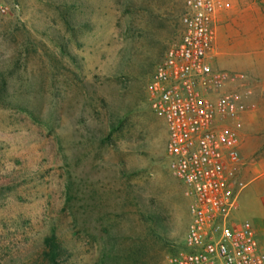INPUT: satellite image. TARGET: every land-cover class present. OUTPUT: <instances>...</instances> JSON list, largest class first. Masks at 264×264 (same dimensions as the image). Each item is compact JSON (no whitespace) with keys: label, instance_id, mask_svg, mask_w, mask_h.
<instances>
[{"label":"rangeland","instance_id":"374dc122","mask_svg":"<svg viewBox=\"0 0 264 264\" xmlns=\"http://www.w3.org/2000/svg\"><path fill=\"white\" fill-rule=\"evenodd\" d=\"M216 3L212 66L250 77L264 104V0ZM0 4V264H47L52 232L60 264H167L190 198L167 168L146 86L179 40L184 1ZM254 27L258 47L239 43ZM247 191L234 218L254 229L264 185ZM256 241L264 253V231Z\"/></svg>","mask_w":264,"mask_h":264},{"label":"built area","instance_id":"2783aa9c","mask_svg":"<svg viewBox=\"0 0 264 264\" xmlns=\"http://www.w3.org/2000/svg\"><path fill=\"white\" fill-rule=\"evenodd\" d=\"M183 1L179 40L146 86L149 108L165 122L167 168L190 198L183 248L167 264H264L251 226L234 218L244 186L236 177L240 106L227 86L241 75L210 61L216 0Z\"/></svg>","mask_w":264,"mask_h":264},{"label":"crops","instance_id":"0c3cea01","mask_svg":"<svg viewBox=\"0 0 264 264\" xmlns=\"http://www.w3.org/2000/svg\"><path fill=\"white\" fill-rule=\"evenodd\" d=\"M218 10V12H221L223 10L222 6L219 7ZM258 29L260 28L254 27L252 29V34H250V39L243 41L240 40L239 43H245L246 46L253 43L250 47H258L257 43H259V40H262V38H260L257 33L263 31H258ZM260 48H262V53L260 55L259 63L264 64V46H261ZM233 63L231 64L235 68ZM226 70L236 73L237 75H241L240 78H237L234 82L227 86V90H233L239 95L240 106L238 117V135L241 162L237 168L236 177L244 183V186L240 189L237 195V206L234 210V213H236L238 210L239 198L241 197V199H244L250 193V190L245 192L246 186L251 182H256L258 185H264V104H261L259 99L264 98V76L260 81L262 85L260 87L261 90L257 94L259 100L254 102V95L253 97L251 96V88H245V85L247 84V81H249L248 79H250V77L246 78V75L235 72L234 69ZM251 79L254 80L252 76ZM256 188H259V186L254 187L253 190ZM260 203L262 209L256 212L253 216L257 220L253 227L254 229H252L255 237L256 233L259 231L262 233L264 231V196L260 199Z\"/></svg>","mask_w":264,"mask_h":264},{"label":"trees","instance_id":"16d2710c","mask_svg":"<svg viewBox=\"0 0 264 264\" xmlns=\"http://www.w3.org/2000/svg\"><path fill=\"white\" fill-rule=\"evenodd\" d=\"M44 258L47 264H60L59 256L62 252V245L55 233H51L44 239Z\"/></svg>","mask_w":264,"mask_h":264}]
</instances>
